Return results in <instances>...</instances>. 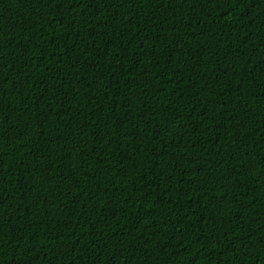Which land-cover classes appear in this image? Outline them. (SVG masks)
Segmentation results:
<instances>
[{
  "label": "trees",
  "instance_id": "trees-1",
  "mask_svg": "<svg viewBox=\"0 0 264 264\" xmlns=\"http://www.w3.org/2000/svg\"><path fill=\"white\" fill-rule=\"evenodd\" d=\"M0 264H264V0H0Z\"/></svg>",
  "mask_w": 264,
  "mask_h": 264
},
{
  "label": "snow or ice",
  "instance_id": "snow-or-ice-1",
  "mask_svg": "<svg viewBox=\"0 0 264 264\" xmlns=\"http://www.w3.org/2000/svg\"><path fill=\"white\" fill-rule=\"evenodd\" d=\"M250 11H251V9H250Z\"/></svg>",
  "mask_w": 264,
  "mask_h": 264
}]
</instances>
